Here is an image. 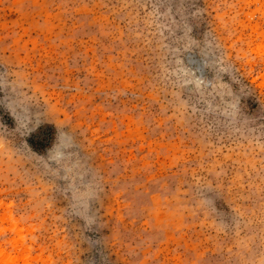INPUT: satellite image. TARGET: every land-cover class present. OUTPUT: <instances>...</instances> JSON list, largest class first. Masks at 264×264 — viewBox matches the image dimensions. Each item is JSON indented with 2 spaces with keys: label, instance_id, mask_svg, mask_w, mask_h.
<instances>
[{
  "label": "rangeland",
  "instance_id": "1",
  "mask_svg": "<svg viewBox=\"0 0 264 264\" xmlns=\"http://www.w3.org/2000/svg\"><path fill=\"white\" fill-rule=\"evenodd\" d=\"M264 0H0V264H264Z\"/></svg>",
  "mask_w": 264,
  "mask_h": 264
},
{
  "label": "built area",
  "instance_id": "2",
  "mask_svg": "<svg viewBox=\"0 0 264 264\" xmlns=\"http://www.w3.org/2000/svg\"><path fill=\"white\" fill-rule=\"evenodd\" d=\"M263 34H264V29H263ZM264 79V78H263Z\"/></svg>",
  "mask_w": 264,
  "mask_h": 264
}]
</instances>
